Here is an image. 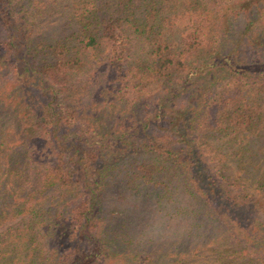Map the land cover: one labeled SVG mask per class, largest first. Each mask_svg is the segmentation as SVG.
Listing matches in <instances>:
<instances>
[{
    "label": "trees",
    "instance_id": "trees-1",
    "mask_svg": "<svg viewBox=\"0 0 264 264\" xmlns=\"http://www.w3.org/2000/svg\"><path fill=\"white\" fill-rule=\"evenodd\" d=\"M0 31V264H264V0H0Z\"/></svg>",
    "mask_w": 264,
    "mask_h": 264
},
{
    "label": "rangeland",
    "instance_id": "rangeland-1",
    "mask_svg": "<svg viewBox=\"0 0 264 264\" xmlns=\"http://www.w3.org/2000/svg\"><path fill=\"white\" fill-rule=\"evenodd\" d=\"M1 37H4V35L2 34V31H0V38H1ZM207 156H208V155H207ZM258 203H259L260 208H261V209H264V204L262 203V201H259Z\"/></svg>",
    "mask_w": 264,
    "mask_h": 264
}]
</instances>
